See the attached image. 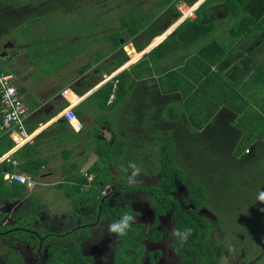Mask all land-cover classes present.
Here are the masks:
<instances>
[{"label": "crops", "instance_id": "obj_1", "mask_svg": "<svg viewBox=\"0 0 264 264\" xmlns=\"http://www.w3.org/2000/svg\"><path fill=\"white\" fill-rule=\"evenodd\" d=\"M179 1L195 5L193 17L180 18ZM120 4L115 2L108 14L113 31L110 41L95 39L93 48L80 50L83 57L93 51H100V55L87 66L70 70L62 82L58 71L69 64L55 73H45L49 52L45 43L19 44L10 39L5 45L8 60L3 62L0 57L12 68L3 65L13 74L24 105L26 128L34 134L33 143L16 146L0 125V152L5 148L3 139L13 141L0 156V163L5 154L10 152L15 157L17 153L20 164L14 170L31 175L20 165L35 167L41 163L40 174L33 175L38 184L53 176L59 165L76 172L73 181L79 187L78 199L67 208L77 206L76 211L55 218L52 207L39 204L51 223L60 220L58 232L70 231L66 238L76 234L72 225L85 229L84 221L96 217L102 208V194L95 197L96 192L120 180L129 162L162 159L166 147L173 148L175 156L196 162L195 138L208 127L226 129L225 137L218 133L209 136L214 145L228 141L237 148L245 137L237 120L246 105H254L257 92L264 99V86H257L264 85V0H138L134 11L124 10L125 4L121 15L137 14L143 23L135 25L127 17L118 35L114 22L119 11L115 13L112 8L117 10ZM101 19L95 13L94 20ZM95 27V33L102 31L98 23ZM124 54L128 59L118 66ZM107 82L113 86L109 97L107 91L96 93ZM69 106L77 114L79 129L71 122L72 128L57 122ZM101 153L110 161L105 162ZM141 169L142 181H155L154 185L162 178L161 167ZM100 178L108 184L101 187L95 183ZM35 188L28 187L25 196L2 205L9 211L4 224L13 222L11 214L20 204L39 202L31 193ZM70 194L66 193L68 198ZM39 211L33 226L43 216Z\"/></svg>", "mask_w": 264, "mask_h": 264}, {"label": "rangeland", "instance_id": "obj_2", "mask_svg": "<svg viewBox=\"0 0 264 264\" xmlns=\"http://www.w3.org/2000/svg\"><path fill=\"white\" fill-rule=\"evenodd\" d=\"M123 1L127 2L123 3V6L126 4L127 7L124 10L134 11V8L138 6V0H3V2L8 4L27 5L30 7V11L26 14L27 16L23 21L12 24L10 33L7 34L4 40L13 39L19 44L32 43L33 41V44L45 43L48 45V61L43 71L45 73H55L60 66L69 64V67H64V70L58 71V78L62 82L68 77L70 70L73 71L81 66H87L90 61L96 60L100 55V51H93L88 54V57H83L80 55V50L88 47L93 48L95 39L110 41L113 31L110 30L112 22L109 20L108 14L111 11L110 8L115 6V2L120 4ZM118 7L117 10L112 8L115 13L119 11L114 22L116 25L114 32H118V35H121V24L127 17L134 20L135 25L143 23L144 19L139 18L140 16L137 14L135 16L121 15V4ZM95 13H99L102 19L94 20ZM96 23L102 28V31H98L97 33L94 31ZM3 65L6 69L12 70L10 64L3 63ZM257 86L261 88L264 85L259 84ZM252 103H254L253 106L247 107L246 105L247 109L241 113L237 120L238 125L243 126L245 133V137L241 139L238 147V157L235 158L237 160L241 158L247 159L249 155L245 154V146H251V144L257 141L256 138L259 135L264 137V99L261 98V94L257 92V100H254ZM99 125L102 124L99 123ZM205 152H208L206 156L201 157L196 155L197 158H208L212 163H218L224 158L216 153H211V151ZM260 153L262 154H259L258 160L256 150L254 157L249 162L235 161L236 166L232 165L233 163L230 166H225V168H222L224 172L222 175L212 177L213 171L210 168L208 176L212 177V180L207 183V191L203 189L198 190L197 186L202 181L193 180L199 177L197 175L199 171L197 169L194 171V168H191L193 164L188 162L189 159L187 160L181 155H174L175 158L173 157L172 160V162H177L173 164L174 168H179V170H175L177 172L172 176L175 178L180 177L184 183L191 185L195 193L207 194L206 209L217 217L216 221L219 220L226 231L224 239L221 238V234H215L216 242L220 243L223 240L232 247L234 245L247 246V254L242 263L248 262L249 259H253L257 255L256 264H264V212L260 211L261 208H264V204L258 202L256 199L258 192L264 191V149ZM163 160L150 157L145 160L139 159L136 164L139 167L147 166L157 170L158 167H162ZM126 175L125 173L120 176V180L124 181L118 180L115 182L117 184L127 182ZM75 176H77L75 171H67L63 165L56 166L53 176L43 181L40 180L41 183L37 184L36 188L31 192L39 200L37 204L47 203L49 205L48 208H53L52 214L57 215L54 216L55 218H60L65 214L70 216L72 209L76 211L79 208L75 206L74 208H70V210L67 209L69 208V203L74 201V198L78 199V191L76 189L78 186L73 181ZM217 179H221L225 183L223 182L222 185L215 181ZM230 179H232V182ZM143 182L140 184H144ZM148 182L154 183L155 181ZM72 189L74 190L70 192L69 190ZM68 192L71 193L69 198L66 195ZM125 213H129V211L126 210ZM40 214H43L42 218L35 222L40 231L44 233L56 232V225L59 224L60 220L56 219L51 223V220L48 219L49 217H47L43 209L39 211ZM88 219L89 221L96 220L95 217ZM86 221L88 220L86 219L84 222ZM111 221L112 219L104 214L100 221L101 225H98V227L102 228L100 233L95 237L90 236V238H87V241L83 240L85 243H82V251L84 254L91 255V264H120L121 261L128 260L127 258H129L128 254L123 252V250H127L131 246L137 249V255L143 253V245L140 242H134L132 236H127L130 235L129 233L120 237L123 245L118 243L119 241L115 238V234H110L112 236L103 238L101 235L106 233L103 230L107 231V224ZM49 222L51 223L52 231L49 230V226L47 227ZM98 227L92 228L93 234L97 232L96 229ZM84 228L87 231L83 229L81 233L91 232L89 226H85ZM79 234L77 233L78 237L80 236ZM255 237H257V242L254 240ZM52 238H56L55 235L48 237V239ZM64 239H59L56 243H62L65 246H72L75 243V240L72 238ZM13 241L14 239H0V264H18V258L22 259V264H43L49 257V244L41 247L40 245ZM143 254L141 258H138L137 262L131 259L129 261H131V264H142L141 260H143L145 264H148L145 258L146 253ZM176 262L177 259L170 264H176Z\"/></svg>", "mask_w": 264, "mask_h": 264}, {"label": "trees", "instance_id": "obj_3", "mask_svg": "<svg viewBox=\"0 0 264 264\" xmlns=\"http://www.w3.org/2000/svg\"><path fill=\"white\" fill-rule=\"evenodd\" d=\"M30 11L29 6H21V5H13L11 3H5L2 0H0V53L4 50H6L5 45L7 44L8 40H4L8 33H10L11 27L13 23L21 22L25 19L27 16L26 14ZM128 59V56L126 54L122 55L120 57V60L118 62V66L122 65L126 60ZM112 83L107 82L103 86H101L96 93L107 91V97L112 92ZM106 101V99H105ZM50 118V117H49ZM49 118H46L48 120ZM62 126H69L72 128L71 124L65 119L60 118L57 121ZM220 127V128H219ZM226 131L225 127L223 126H216L214 127H208L203 132L199 133L196 136V148L194 149V152L198 156H206L205 151H211L213 154H218L224 157L221 161L218 159V163H209L207 158L205 159H199L196 156V162H192L193 167L197 169L198 171V178L193 180H199L198 182L202 181L201 184H199L197 187L198 190H205L207 191V183L212 180V177H215L217 175H222L224 172L222 168H225V166L235 165V161H250L252 157H254L255 151L257 150V160L258 156L261 150L264 149V137L262 135H259L257 137V141L254 142L251 146H245L244 151L246 155H249L247 159L241 158L240 160H237V153H238V147L235 148L232 146L234 143L229 144L228 141L221 142L219 145H214L212 141H210L209 136L213 133H218L221 137H225L224 132ZM233 134V131H231ZM219 138V137H217ZM5 148L0 152V156L5 152V149H9L13 146V141L11 139H3ZM214 140V139H211ZM100 141V140H99ZM219 143V142H218ZM113 144V143H112ZM214 146H217L214 148ZM233 153L231 154V152ZM106 153V152H105ZM18 157V154H15V157ZM174 151L171 147H166L165 151L163 153L162 157V180L161 185L158 187H141L142 189H148L152 194L160 199V202L163 203L167 201L165 197H160L161 193L167 192L168 189H171L174 187L175 177L172 176L173 174H176L179 168H174V161L173 160ZM16 157V158H17ZM100 157L105 161H110L109 157L105 158V154L101 153ZM41 162V161H40ZM204 165H203V164ZM24 170L30 171L33 175H39L40 174V168L41 163H38L37 166L28 167V164L24 163L23 165H20ZM212 169L213 176H208V170ZM14 170V166L11 161L4 160L0 163V239H9L11 238H23V239H34L38 240L40 237L42 238H48L51 235L50 234H42L32 225L33 221L37 218V212L40 210L41 206L36 205L32 202H25L23 204H20L18 207L19 209L15 210L11 214V219L13 222L4 224L5 216L8 215L9 211L5 210V207L2 205L6 202H12L14 199L21 198L27 194L28 187L24 184H21L19 182H12L11 184H8L6 180L4 179V172L5 171H12ZM180 180V177H177ZM204 180H200L203 179ZM210 178V179H209ZM208 179V180H207ZM232 182V179H230ZM182 182H184L181 179ZM216 182L223 185V182L225 181L221 179L215 180ZM100 183V186H106L109 181L104 179H96L95 183ZM104 188V187H103ZM102 188V189H103ZM101 189V191H102ZM191 187L190 192V198L191 200L196 204V211L200 209L201 207L205 206V202L207 201L208 197L205 193H199L194 190ZM101 191L96 192L95 197H101L102 194ZM169 193H167V196ZM102 204L103 209H110V212H112V215L119 219L122 214L125 213L126 210H115L113 209L112 203L110 201H107L106 197L102 198L100 201ZM5 203V204H6ZM12 204V203H11ZM10 204V205H11ZM194 211L192 214L190 213H184L181 211L180 215V221H181V229L190 227L192 228V235L188 237V239L183 242L179 243L182 247H187V251L190 253H187L183 259L182 264H210L209 262V252H210V245L206 242L205 235L206 232H203V230L200 228V221H205L203 217H200L198 212ZM145 236V229H143V226L138 223L133 224V241L134 242H140L142 238ZM195 253L196 261L194 262V259L191 258ZM215 259V257H214ZM91 256L84 254L78 245L75 246H64L61 244H54L50 248L49 257L46 259L44 264H91ZM18 264H22V259L18 258ZM120 264H128L127 260H123L120 262Z\"/></svg>", "mask_w": 264, "mask_h": 264}, {"label": "flooded vegetation", "instance_id": "obj_4", "mask_svg": "<svg viewBox=\"0 0 264 264\" xmlns=\"http://www.w3.org/2000/svg\"><path fill=\"white\" fill-rule=\"evenodd\" d=\"M161 180L162 178L160 179V181H156V184L154 185L150 182L144 181V184H137L135 186H129L127 182H124L122 184H117L115 182L110 186V189L105 194H102V198L106 197L107 201H110V203H112L113 209L115 210L129 211V214H132L134 217H136L135 223L141 224L143 226V229H145V236L144 238H142L140 243L144 247L143 253H146L145 258L148 264H170L176 261V259V264H182L185 255L190 252L187 251V247H182L179 245V243H176L178 252L173 251V240L169 235V230L172 227H181V225H183L180 221L181 211L184 213L192 214L194 211H196L197 208L196 204L190 198L191 185L182 182L181 179L179 180V178L177 177L175 178L174 187L168 189L167 192L165 191V193L160 194V197H165L167 199V201L163 203H161L160 199L154 196L152 192H150V190L141 188L158 187L161 185ZM167 193H169V196H167ZM145 199L151 200L152 204H150ZM196 212H198L200 217H203L205 219V221H200L199 225L203 232L207 233L204 237L206 239L205 243H208L211 248L209 252L210 264H256L257 255L253 257V259H249L248 262L242 263V260L247 254V246L234 245L232 247L226 244L223 240H221L220 243L216 242L215 234H221V238L224 239L226 237V231L219 220L216 221L217 217H215L213 213L206 209V206L201 207ZM104 214L109 216L112 220H117L112 215V212H110V209L101 208L97 211L95 217L96 220L89 221V219L87 218L88 221L84 222L83 224L84 227L89 226L91 231L90 233H81L83 229L77 230V228L75 229V226L72 225L73 229L71 228V231H76L75 235L69 237L75 240V243L72 246L80 245L81 250H83L82 243H85L83 242V240L87 241V238H90V236L95 237L98 233H100V230L102 228L98 227V225H101L100 221ZM94 224H96L95 228L98 227V229H96L97 232L95 231V234H93L92 232V226ZM48 226L49 225L47 224V227ZM34 227L37 229L36 231L42 234H50V237H53L55 235L56 238H47V240H45L46 238L40 237L38 240H36L34 239V237H32V239L29 240L9 237V239H14L13 242H21L30 245H40L41 247L43 245L49 244L51 248L52 245L57 244V240H63L64 238L68 239L66 237L70 232L66 231L63 234L58 231L44 233L40 231L38 226L34 225ZM49 229H51L50 231H52V227H49ZM85 231H87V229H85ZM103 231L106 232L105 234L101 235L103 236V238L112 236L108 234L106 230ZM77 233H80L79 237L77 236ZM128 233L130 235L127 236H132L133 240V225ZM114 236L118 239V243L120 245H123L121 241L122 239H120V237H117L116 235ZM254 240L257 242V237H255ZM61 245L65 246V244L62 243ZM123 252H126L128 254V264H131V261H129V259L137 262L138 258H141L142 255H144L143 253L137 255V249L132 246L127 250H123ZM193 254L194 255L191 256V258L194 259L195 262L196 256L195 253ZM141 261L142 264H145V261Z\"/></svg>", "mask_w": 264, "mask_h": 264}, {"label": "built area", "instance_id": "obj_5", "mask_svg": "<svg viewBox=\"0 0 264 264\" xmlns=\"http://www.w3.org/2000/svg\"><path fill=\"white\" fill-rule=\"evenodd\" d=\"M177 8L180 12V18L193 17L196 10L195 5H190L185 1H179ZM23 113V101L18 88L13 83V74L4 69L0 59V125L16 142V146L34 142V134L27 130ZM62 116L68 122L74 123L78 129L81 128L77 114L72 106L65 109ZM2 160L11 161L14 167H19L20 164V161L12 156L10 152L5 154ZM4 179L9 183L20 182L30 188L35 187L39 183L33 175L20 171V169L5 171ZM109 189L110 186L104 188L102 194H105Z\"/></svg>", "mask_w": 264, "mask_h": 264}, {"label": "clouds", "instance_id": "obj_6", "mask_svg": "<svg viewBox=\"0 0 264 264\" xmlns=\"http://www.w3.org/2000/svg\"><path fill=\"white\" fill-rule=\"evenodd\" d=\"M123 171L127 173V183L129 186H135L143 182L140 179L142 169L135 162H129L127 167H123ZM256 199L258 202L264 204V191H259ZM147 201L150 204H152L151 200H147ZM260 211L264 212V208H261ZM135 221H136V217H134L132 214L124 213L121 215L119 219L112 220L107 224V232L109 234H115L117 237L124 236L131 229ZM169 235L173 240L172 243L173 251L178 252V248H176V243L185 242L188 239V237L192 235V228L187 227L181 229L180 227H172L169 230Z\"/></svg>", "mask_w": 264, "mask_h": 264}, {"label": "water", "instance_id": "obj_7", "mask_svg": "<svg viewBox=\"0 0 264 264\" xmlns=\"http://www.w3.org/2000/svg\"><path fill=\"white\" fill-rule=\"evenodd\" d=\"M0 57L2 58L3 62H6L8 60L9 57V51L8 50H4L0 53Z\"/></svg>", "mask_w": 264, "mask_h": 264}, {"label": "bare ground", "instance_id": "obj_8", "mask_svg": "<svg viewBox=\"0 0 264 264\" xmlns=\"http://www.w3.org/2000/svg\"><path fill=\"white\" fill-rule=\"evenodd\" d=\"M133 51V50H132Z\"/></svg>", "mask_w": 264, "mask_h": 264}]
</instances>
